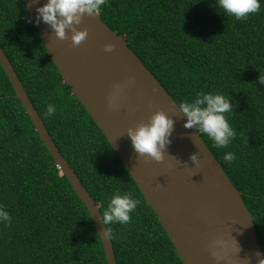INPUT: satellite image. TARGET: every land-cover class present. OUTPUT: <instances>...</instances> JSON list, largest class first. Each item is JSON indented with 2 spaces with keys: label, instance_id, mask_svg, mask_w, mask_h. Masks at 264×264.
I'll use <instances>...</instances> for the list:
<instances>
[{
  "label": "trees",
  "instance_id": "obj_1",
  "mask_svg": "<svg viewBox=\"0 0 264 264\" xmlns=\"http://www.w3.org/2000/svg\"><path fill=\"white\" fill-rule=\"evenodd\" d=\"M237 20L218 0H107L101 17L178 104L198 93L222 94L236 132L214 153L254 217L264 250V0ZM0 44L49 132L103 214L118 190L140 204L131 222L109 225L118 264H185L157 214L105 133L72 93L27 9L25 0H0ZM0 63V264H108L92 216L61 173L31 117L14 96ZM48 104L56 108L46 115ZM232 152L228 164L223 156Z\"/></svg>",
  "mask_w": 264,
  "mask_h": 264
},
{
  "label": "water",
  "instance_id": "obj_2",
  "mask_svg": "<svg viewBox=\"0 0 264 264\" xmlns=\"http://www.w3.org/2000/svg\"><path fill=\"white\" fill-rule=\"evenodd\" d=\"M34 24L58 70L107 136L126 164L153 208L177 253L185 264H257L255 253L264 257L254 217L246 206L242 191L232 182L214 153L195 128L184 127L187 118L179 104L158 78L128 45L127 37L112 29L101 17L87 16L77 25L87 28L88 37L79 46L56 38L42 20L37 21L38 7L47 0H25ZM114 45L107 53L104 46ZM0 63L6 71L18 98L31 117L36 130L77 194L86 204L101 241L108 264H118L112 239L103 237L107 227L90 191L56 144L26 87L0 44ZM132 79L134 83L128 85ZM115 85L122 88L116 106L109 107ZM157 110H163L174 121L170 144L164 160L156 162L139 156L127 129L147 122ZM199 152L200 165L190 156ZM216 257L220 259L217 260Z\"/></svg>",
  "mask_w": 264,
  "mask_h": 264
},
{
  "label": "clouds",
  "instance_id": "obj_3",
  "mask_svg": "<svg viewBox=\"0 0 264 264\" xmlns=\"http://www.w3.org/2000/svg\"><path fill=\"white\" fill-rule=\"evenodd\" d=\"M36 2V0H33ZM107 0H47L43 6L36 9L37 21L42 20L54 31L56 38L67 40L68 31H71V46L76 47L86 41L88 37L87 28L78 30L77 25L82 23V18L87 16H97L101 7ZM218 4L226 13L234 16L237 20H246L250 14H255L260 10L259 0H218ZM114 45L107 44L104 51L111 53ZM134 83L130 79L127 84ZM259 84H264V75L258 78ZM115 93L110 97L109 107L116 106V96L122 92L119 85H115ZM180 112L187 118L185 128H195L198 133L207 135L217 147H226L231 140L235 139L236 132L230 127L225 113L233 111L231 99L222 94L198 93L191 102L179 104ZM56 108L48 104L46 115L52 116ZM174 121L163 110L155 111L147 122H139L134 128L127 129V136L130 137L135 152L146 159L156 162L164 160L167 145L170 144L169 137L173 132ZM199 152L190 156L195 167H199ZM228 164L235 159V154L228 152L223 156ZM140 204L138 199H134L132 194H121L118 190L110 198L107 210L101 214V221L107 225L103 231V237L113 238V230L109 225L114 223L127 224L131 222L130 213L134 212ZM12 217L4 206L0 205V221L10 223ZM101 236V235H100ZM257 264H264V257L259 252L255 253ZM219 260V257H216ZM251 264L250 258H245Z\"/></svg>",
  "mask_w": 264,
  "mask_h": 264
}]
</instances>
